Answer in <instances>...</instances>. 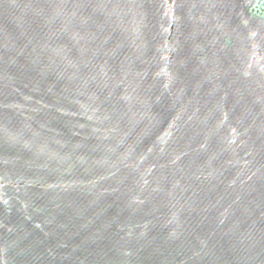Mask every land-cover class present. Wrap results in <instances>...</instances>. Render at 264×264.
I'll use <instances>...</instances> for the list:
<instances>
[{
  "label": "water",
  "instance_id": "1",
  "mask_svg": "<svg viewBox=\"0 0 264 264\" xmlns=\"http://www.w3.org/2000/svg\"><path fill=\"white\" fill-rule=\"evenodd\" d=\"M0 264H264V0H0Z\"/></svg>",
  "mask_w": 264,
  "mask_h": 264
}]
</instances>
